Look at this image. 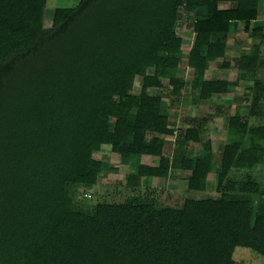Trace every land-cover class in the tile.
<instances>
[{"label": "trees", "instance_id": "obj_1", "mask_svg": "<svg viewBox=\"0 0 264 264\" xmlns=\"http://www.w3.org/2000/svg\"><path fill=\"white\" fill-rule=\"evenodd\" d=\"M48 1L0 0V264H235L237 248L264 256L255 175L264 171V0H81L49 26ZM184 17L199 50L188 59L194 71L229 69L228 42L241 27L256 39L237 63L252 84L250 110L229 118L219 196L172 207L150 194L87 212L86 190L119 171L95 158L109 145L123 163L138 162L133 188L167 182L174 169L189 173L188 190L207 186L217 162L204 130L216 115L189 120L172 157L161 139L177 135L164 81L177 103L187 88L178 78ZM193 82L198 105L233 85Z\"/></svg>", "mask_w": 264, "mask_h": 264}, {"label": "rangeland", "instance_id": "obj_2", "mask_svg": "<svg viewBox=\"0 0 264 264\" xmlns=\"http://www.w3.org/2000/svg\"><path fill=\"white\" fill-rule=\"evenodd\" d=\"M81 0H49L46 9V21L48 26L51 25L55 18L62 17L67 8L76 7ZM264 12V7H262ZM190 17H184L179 28L178 35L185 40L182 46L183 60L178 71V78L186 84V91L177 103V98L170 96L169 81L165 80L160 94L164 95L165 105L170 107V121L173 127L177 130L175 137H161L165 144L164 155L168 157L174 156L176 146L180 139L181 131L184 133L189 129V120L201 115L206 117L209 114L216 115L215 118L209 120L207 128L204 130L205 140L213 143L216 151V162L213 165L212 171L208 177L207 186L201 191H190L186 186V178L189 173L174 169L169 180L163 179H147L139 181V186L133 188L127 184V176L132 172V169L138 168V162L130 166L123 163L120 157L111 152V147L105 146L102 152L97 153L95 158L108 163L111 167L118 169V172L109 173L106 178L100 181L97 186L87 189L86 193L91 194L92 198H86L84 194V206L87 212H92L95 207L101 202H123L133 197H145L147 195L154 196L158 203L165 206L180 207L187 199L204 200L217 198V168L220 163V151L223 145L228 141L227 128L229 118L233 115L241 117H249L250 101L247 99L251 82L246 79L245 71H242L237 66L238 59L243 52L250 49V46L256 42L250 34L244 31L241 27L239 34L232 37L228 44L229 49L226 61L230 63L229 69H222L218 63H209V66L204 71H194L188 66V59L199 53V50L194 47L193 41L195 35L193 33L192 22ZM219 79L231 82V93L222 95L213 105L205 103L198 105L195 103V95L191 91L194 80ZM193 82V83H192ZM191 84V87L189 88ZM140 80H137L136 90L139 91ZM174 101L176 103L173 105ZM251 119V118H250ZM254 119H252V123ZM194 151V148H190ZM159 158L145 157L142 162L148 164L151 168L159 166ZM256 177L264 184V171L255 173ZM233 259L235 264H264V256L247 248H237Z\"/></svg>", "mask_w": 264, "mask_h": 264}, {"label": "built area", "instance_id": "obj_3", "mask_svg": "<svg viewBox=\"0 0 264 264\" xmlns=\"http://www.w3.org/2000/svg\"><path fill=\"white\" fill-rule=\"evenodd\" d=\"M85 197H86V198H91L92 195L88 193V194L85 195Z\"/></svg>", "mask_w": 264, "mask_h": 264}]
</instances>
